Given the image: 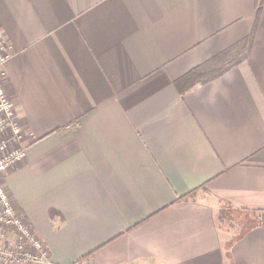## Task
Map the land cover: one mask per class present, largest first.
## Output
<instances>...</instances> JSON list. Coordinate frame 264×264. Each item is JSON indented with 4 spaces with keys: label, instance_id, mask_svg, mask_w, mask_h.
I'll return each instance as SVG.
<instances>
[{
    "label": "crops",
    "instance_id": "crops-1",
    "mask_svg": "<svg viewBox=\"0 0 264 264\" xmlns=\"http://www.w3.org/2000/svg\"><path fill=\"white\" fill-rule=\"evenodd\" d=\"M0 29L4 185L50 260L264 264V0H0Z\"/></svg>",
    "mask_w": 264,
    "mask_h": 264
},
{
    "label": "built area",
    "instance_id": "built-area-1",
    "mask_svg": "<svg viewBox=\"0 0 264 264\" xmlns=\"http://www.w3.org/2000/svg\"><path fill=\"white\" fill-rule=\"evenodd\" d=\"M10 54V46L0 29V264H59L49 259L44 241L16 209L4 185L5 172L23 160L26 153V146L21 143L22 132L15 107L2 82L4 64ZM64 264L93 263L80 257Z\"/></svg>",
    "mask_w": 264,
    "mask_h": 264
},
{
    "label": "trees",
    "instance_id": "trees-1",
    "mask_svg": "<svg viewBox=\"0 0 264 264\" xmlns=\"http://www.w3.org/2000/svg\"><path fill=\"white\" fill-rule=\"evenodd\" d=\"M250 41H251V35L247 36V38L241 42L240 53L236 54L235 57L230 58L228 61H226L225 63H222V65L218 67L210 68L209 70L204 71V69H202L200 65H198L197 67H193L189 69L176 82L178 87L181 88L180 90L182 91V89L187 87L189 84L193 85V84H196L197 82H204L214 76L223 74V71L235 65V63L245 59L248 53L249 47H250Z\"/></svg>",
    "mask_w": 264,
    "mask_h": 264
},
{
    "label": "rangeland",
    "instance_id": "rangeland-1",
    "mask_svg": "<svg viewBox=\"0 0 264 264\" xmlns=\"http://www.w3.org/2000/svg\"><path fill=\"white\" fill-rule=\"evenodd\" d=\"M215 67H217V66H213V67H211V68H215ZM206 70H209V69H206Z\"/></svg>",
    "mask_w": 264,
    "mask_h": 264
}]
</instances>
